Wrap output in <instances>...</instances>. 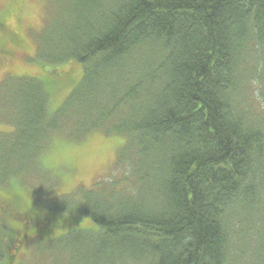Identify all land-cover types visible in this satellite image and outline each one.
Masks as SVG:
<instances>
[{"label":"trees","instance_id":"trees-1","mask_svg":"<svg viewBox=\"0 0 264 264\" xmlns=\"http://www.w3.org/2000/svg\"><path fill=\"white\" fill-rule=\"evenodd\" d=\"M61 1H48L52 17L26 57L47 64L46 76L1 82L13 129L0 138V154L8 152L0 182L48 136L95 128L125 140L124 177L118 190L113 181L74 203L43 204L94 229L73 226L57 236L61 244L39 247L42 256L70 253L51 264H264V0H68L63 11ZM8 15L0 60L23 41ZM70 60L81 68L76 84L51 67ZM63 84L73 85L50 113L49 95ZM16 214L0 231L8 247L35 233Z\"/></svg>","mask_w":264,"mask_h":264},{"label":"rangeland","instance_id":"rangeland-1","mask_svg":"<svg viewBox=\"0 0 264 264\" xmlns=\"http://www.w3.org/2000/svg\"><path fill=\"white\" fill-rule=\"evenodd\" d=\"M48 1L50 0H0V17L9 13L5 22L17 38H23L19 46L12 49L13 58L5 57L0 60V138L2 134L13 129L8 111L3 109L4 104L10 102L3 91V83L1 84L4 77L13 74L41 78L46 76L44 67L47 69V64L40 61L32 62L26 57L37 54L32 34L35 32L39 34L44 30L48 18L52 17L51 13L54 10L50 8ZM66 3L68 4V0L61 1V11L66 8ZM1 38L3 37L0 36ZM28 53L30 55H27ZM58 66L63 68L61 76L70 72L68 74L72 78L71 82L73 80V84L78 83L81 68L76 62L70 60L51 67ZM73 84L69 86L63 84L52 89L47 100V109L50 113L62 104ZM69 137L70 135L65 137L62 133H56L50 139L48 136V140L33 147L26 154L23 153L19 169L6 181L0 182V188L5 191V195L0 196V231L2 227H9L11 222L15 221L13 217L15 213L17 221L25 227L29 221L35 225L33 230L35 233L19 242L15 241L16 243L10 247L1 238L0 232V264H51L56 255L60 259L71 258L70 253L65 255L66 251L60 255L57 253L49 255L51 252L45 250L42 256L39 247L48 248L53 245L51 241L47 242L49 239L56 241L53 242L55 244H61L65 236L62 239L57 236L67 234L73 226L78 229H94L93 223L87 218L76 217L64 211L45 213L42 205L49 200L57 199H69L74 203L81 200L82 194L95 193L103 184L109 185L113 181L117 190L120 189L117 184L124 176L123 169L117 166V157L125 146L123 137L113 133L107 134L100 128L90 129L80 138ZM5 151L0 154L2 157L8 153ZM9 165L12 168L14 166V170L17 167L12 161ZM18 214H28L34 218L25 220ZM45 226L56 231L49 234ZM61 264L68 263L62 261Z\"/></svg>","mask_w":264,"mask_h":264},{"label":"clouds","instance_id":"clouds-1","mask_svg":"<svg viewBox=\"0 0 264 264\" xmlns=\"http://www.w3.org/2000/svg\"><path fill=\"white\" fill-rule=\"evenodd\" d=\"M4 195H5L4 189L0 188V196H4Z\"/></svg>","mask_w":264,"mask_h":264}]
</instances>
